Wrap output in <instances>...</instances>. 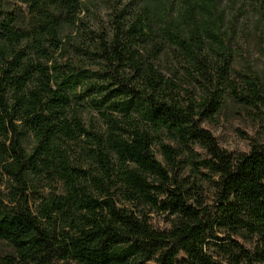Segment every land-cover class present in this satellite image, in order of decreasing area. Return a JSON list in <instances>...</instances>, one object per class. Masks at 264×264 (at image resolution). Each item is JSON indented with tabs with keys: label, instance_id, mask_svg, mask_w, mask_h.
<instances>
[{
	"label": "trees",
	"instance_id": "trees-1",
	"mask_svg": "<svg viewBox=\"0 0 264 264\" xmlns=\"http://www.w3.org/2000/svg\"><path fill=\"white\" fill-rule=\"evenodd\" d=\"M82 1L0 0V264H264V144L232 153L202 125L223 97L264 108L262 81L232 64L217 0H141L111 37L79 30L75 45ZM158 39L198 100L154 64ZM70 49L94 70L54 59ZM84 103L102 129L86 125ZM59 184L32 209V193Z\"/></svg>",
	"mask_w": 264,
	"mask_h": 264
},
{
	"label": "rangeland",
	"instance_id": "rangeland-1",
	"mask_svg": "<svg viewBox=\"0 0 264 264\" xmlns=\"http://www.w3.org/2000/svg\"><path fill=\"white\" fill-rule=\"evenodd\" d=\"M140 2L141 0H83L81 11L77 17V29L70 26L67 29L72 43L83 44L81 42L84 36L80 34L79 30L111 37L115 27L116 14H120L121 17L117 19L127 22L131 19V14L139 8ZM5 8L7 10V2ZM10 9L24 10V6L11 1ZM217 10L222 16V30L230 37L233 66L240 71H252L264 84V5H261L258 0H217ZM157 43H159L160 51L153 62L158 70L177 82V85L180 86L179 96L181 98L198 100L200 86L198 83L194 85L190 77L186 75L184 64L177 56L176 51L163 40L158 39ZM83 48L86 47L83 46ZM147 50L149 51V49ZM65 54L60 55V52H57L54 59L64 62L70 58L71 62L85 65L86 68L94 70L95 65L91 55L80 56L71 49ZM77 92L82 93V90L78 88ZM79 112L87 126L96 130L103 128V122L98 112L88 103H84ZM202 125L215 137L221 148L232 153L248 151L250 143L254 141L264 144V108L260 105L258 107L243 106L223 97L214 117L203 121ZM164 142L175 145L167 138H164ZM195 149L204 154V151L199 147H195ZM153 153L164 165L165 161L157 144L153 146ZM180 160H185V154L181 155ZM178 171L182 176L191 178L190 168L184 162L180 163ZM203 186L210 202L211 186L209 183H205ZM53 192H61L60 184L56 187L44 186L37 193H32L30 195L32 209H35L41 197ZM148 214L155 227L169 226L165 214L152 210ZM54 264L72 263L56 260Z\"/></svg>",
	"mask_w": 264,
	"mask_h": 264
}]
</instances>
